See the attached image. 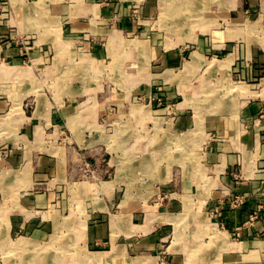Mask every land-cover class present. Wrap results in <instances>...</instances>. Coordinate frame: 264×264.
Returning a JSON list of instances; mask_svg holds the SVG:
<instances>
[{
	"label": "crops",
	"instance_id": "0c3cea01",
	"mask_svg": "<svg viewBox=\"0 0 264 264\" xmlns=\"http://www.w3.org/2000/svg\"><path fill=\"white\" fill-rule=\"evenodd\" d=\"M20 1L23 0H7L0 10V37L10 39L0 44V75L4 81L13 78L25 82V79L41 78V73L14 78L10 76L9 68L3 66L6 60H14L15 64L26 61L21 50L31 42L26 37L30 30H38L40 25L50 28V22L58 20L66 34L63 40L67 46L71 42H81L83 48L88 49L93 40L99 43L107 40L108 44L112 37L122 38L125 29L130 27L131 30L125 33L133 34L141 23L132 11L149 7L147 3L142 5V2L131 0H77L76 5L71 2L75 0H63L61 4L39 8L44 7L45 0H41L34 2L32 9L17 7L15 4ZM51 1L47 0L48 3ZM248 1L249 4L246 0L234 4L232 0H224L223 8L218 12L223 15L220 18L223 25L218 27L211 25L214 14L208 12L207 20L212 23L207 24V29L190 32L193 50L189 56H186L184 43L176 48L163 45L156 49L157 55L162 57L160 66L153 65L151 60L146 69L135 66L132 70L136 79H141L139 74L143 76L147 71L148 85L158 84L164 88L172 85L178 92L182 89L185 92L186 88L191 91L189 87L193 84L186 81L188 72L202 75L204 71L201 69L207 68V63L200 60L202 57L225 54L224 60L208 64L211 75L207 73L206 76H210L216 86L207 92L205 86L196 94H202L201 98L195 99L202 102L197 106V114L192 116L190 110H185L177 119L180 128L200 126L198 145L200 142L203 145L200 169L177 175L169 170L170 164L166 161L162 167L165 171L163 178L159 170L161 166L155 162L158 151L162 150L158 145L127 150H108L106 144L95 146L98 139H107L105 134L108 133L102 130V123L109 116L108 108L114 104L106 98L94 101L100 93L98 91L108 89L112 82L107 76L109 71L103 68L85 64L81 67L67 54L64 60L51 61L61 71H51L50 77L60 78L59 85L63 86L60 97L52 94V105L42 106L33 100L29 106L26 101L22 102L31 93L24 91L25 96L19 95L16 100L4 90L0 95V123L14 131H6L0 137V220L3 217V222L10 225L14 233H21L19 237L32 244L49 242L58 231L59 237H81L82 246L92 247L96 241L103 249L96 251V256L106 260L125 257L122 264H136L140 258V262L143 258L147 260L141 264H149L147 262L152 259L158 261L161 257L156 253L166 240L164 235L170 231L180 234L167 246L172 255L164 264H218L222 255L226 260L229 254L237 255L230 257L236 262L248 259L251 264H258L264 256L261 252L264 251V0ZM187 4L193 5L195 1L177 0L176 7ZM187 10L186 13L194 14L196 9ZM200 11L205 12L204 8ZM24 18L26 22H22ZM46 35L51 42L54 41L50 38V30ZM32 38L33 43H40L36 35ZM51 42H42L40 46ZM99 43L94 52L89 53L95 65L112 58L108 46L104 49ZM112 47L117 49V43ZM127 52L125 57H129L128 60L141 61L135 45ZM45 55L49 61L57 60L51 56V49ZM174 56H180L176 65ZM171 65L176 68L170 69ZM158 70L163 74L162 81L154 80L153 71ZM174 70L182 75L170 81L169 75L164 73ZM143 80H138L137 84L146 82ZM220 86H226L227 91L223 93L224 88ZM14 101L15 110L12 108ZM184 103L185 107L191 108L187 97L180 101L178 108L184 107ZM115 106L117 111H122L118 101ZM8 118L12 120L11 125L6 123ZM98 126L101 127V136L95 132ZM149 164L154 174L146 170ZM138 171H142L140 177L136 176ZM2 181L8 184L5 190ZM133 184H168L169 192L176 197L170 196L162 206L157 199L146 200L131 195L130 186ZM237 193L247 199L244 205L235 209L228 198ZM5 194L7 202L3 200ZM185 195L191 196L193 202H181L179 198L183 199ZM219 200L224 203L218 215L222 217V224L231 230L249 228L229 245L221 235H210L217 224L211 222L208 209ZM3 210H6L5 216H2ZM255 210L259 217L250 225L247 223L248 213ZM184 230L186 233L182 235ZM7 232L8 229L5 234ZM3 239L1 233L0 240ZM56 252L55 248L40 250L51 262L57 260L53 257ZM57 262L69 263L67 259L59 258Z\"/></svg>",
	"mask_w": 264,
	"mask_h": 264
},
{
	"label": "rangeland",
	"instance_id": "374dc122",
	"mask_svg": "<svg viewBox=\"0 0 264 264\" xmlns=\"http://www.w3.org/2000/svg\"><path fill=\"white\" fill-rule=\"evenodd\" d=\"M7 0L0 2V10L3 9V5L5 4ZM36 1L41 0H23L19 3L15 4L17 7L21 8H32L33 3ZM103 2L109 1V0H102ZM115 2H123V0H112ZM135 2H142L143 4H148L149 7L144 8H135L132 11V14L134 15L135 19L140 21L141 24L137 26V31L133 34H127L125 32L130 31L131 27L129 29H125V32L122 36V38L117 37L118 39H115L112 37L111 40H109L108 44H106V41L103 42H96L95 40L91 41L89 43L88 49H84L81 42L79 43H70L71 45L67 46L64 42V36L66 35L64 30L61 29L60 23L58 20H54L50 23L52 25L49 27H43L42 25L39 26L38 30L29 31L27 39H30V43H27L26 47L22 49L21 54L24 55L25 62L20 64H15L16 61L14 60H6V64L3 66L8 67L10 71V76L17 78V75H35V73H41V78H35V79H25V82H21V79H13L4 81L2 80V76L0 75V95L2 96L5 92H7L12 98L19 100L20 96H25L24 91H26L28 94L31 93V96L28 98H25V100L22 102L23 104L27 103V105H31L33 100L37 101L38 104H42V106L45 104H51L52 105V98L53 95L55 97H60L59 93L61 88L58 80H61L60 78L50 77V72H60L61 68L56 67L55 61H60V59H65L64 56L70 55L73 58H75L76 63L80 65L81 67L85 64L87 67L94 66L98 68H103L106 72L109 71L107 76H109L112 80L111 85L108 87V89L98 91L100 93L97 94V97H95V100L106 98L107 100H112L111 103L114 102L116 105V102H119V109L122 107V111H117L116 106L113 104L111 107L108 108L109 116L104 123H102V130H105L108 134H105V140L98 139L95 141V146L106 144L108 150H127V149H145V148H152L153 145H158L159 148H162L161 151H158V157L156 158L155 162L156 164H159L161 166L160 174L161 177L165 176V171L163 172L162 167L166 161H169L170 168L169 170L172 173H176L177 175L182 172H189V170H197L200 169V159H201V153L203 145L200 142V145H198L199 133L201 135V132H199L198 125H194L189 128H180L179 123H177V119L180 117V113H183L186 111H191L192 116L197 114V106L202 105L201 101L195 100L196 97L201 98V93L196 95L203 87L206 86V90H209L210 88L216 86V84H213L211 82V78H207L209 75H211L209 69L211 68L208 66L209 63L212 64V61H218V60H224L226 57L223 52L221 53H215L207 55L208 58L202 57L203 61H205L207 64V68L203 67L201 70L204 71L197 74L188 72V77H186V81L192 82L193 86L189 87L191 91L188 90V88L182 89L183 91L178 92V89L172 88V85L170 88H167V86L162 85H148L147 84V75L145 73H148L147 71L143 73V76L139 74V78L133 75V68L136 66L138 69L142 67V69H146L149 64H151V60L153 61V65L160 66L161 63V56L157 55V50L160 49L163 45L164 47L169 46L172 48H176L178 44L184 43L186 45V56H189L193 50L192 41L193 38L190 37L192 31H205L207 29V24L214 26H221L223 25V20L220 21V18H223V15L219 14L218 12H221L223 8V1L224 0H193L195 1V4L190 5L187 4L185 7L182 5L177 6V0H131ZM53 2V3H52ZM63 0H53L50 3L45 0L44 7L39 8H46L49 7L52 4H61ZM74 5H76L77 0L71 1ZM237 4L238 0H232V3ZM248 3L249 1L246 0ZM69 4V3H68ZM180 4V2H179ZM197 4V8H194ZM246 4V3H245ZM249 4V3H248ZM151 6V7H150ZM199 7V9H198ZM196 9L194 11V14L191 12L188 14L186 13L187 9ZM200 8H204L205 12L200 11ZM186 9V10H185ZM179 10V12H177ZM188 11V10H187ZM214 14L211 16V19H214L212 22H208L206 15L208 12ZM182 12V13H181ZM185 12V13H184ZM164 13V14H163ZM169 13V14H168ZM182 14V15H181ZM169 15V16H168ZM172 17V18H171ZM165 19V20H164ZM26 18L23 19L22 22H26ZM62 24V23H61ZM206 24V26H204ZM31 29V28H29ZM50 30V38H54V41H50L49 36H47V32ZM191 32V33H190ZM1 34V33H0ZM65 34V35H64ZM178 34V35H177ZM9 35V34H8ZM37 36L39 39V44L33 43L34 36ZM138 36V37H136ZM176 36H179L180 38H176ZM136 37V38H135ZM114 39V40H113ZM125 39V40H124ZM133 39H136L134 41ZM21 40V39H20ZM75 40V39H73ZM113 40V41H112ZM141 42H138L140 41ZM9 37H0V44L9 42ZM42 42H51L44 43L46 45H41ZM117 43V49L111 48L112 45ZM99 43L102 45V48L106 49L108 46V52L109 56L112 58H108L107 61H104L103 64L95 65L94 60L90 59L89 53L94 52L95 45ZM139 43V44H138ZM49 44V45H48ZM106 44V45H105ZM123 44V45H122ZM162 44V45H161ZM122 45V46H120ZM135 47L140 51V56L142 59L138 63H135L134 60H128L129 57H125L127 55V51L131 49V47ZM52 46L51 48H49ZM150 47L152 50V55H150ZM49 49H51V56L57 57L49 61L47 59V55H45L46 52H49ZM114 53H113V52ZM147 52V53H146ZM149 52V53H148ZM118 53L121 55L118 56ZM145 55V56H144ZM145 57V58H144ZM153 57V58H152ZM180 57V56H179ZM179 57H175V64H177V61ZM116 58V60H115ZM148 59V60H147ZM181 59V58H180ZM54 60V61H53ZM148 62H146V61ZM14 61V62H12ZM43 63H41V62ZM52 61V62H51ZM0 62L2 60L0 59ZM159 62V63H158ZM215 63V62H214ZM142 64V65H141ZM1 66V65H0ZM79 66V67H80ZM173 70L172 65L169 67ZM117 70H120L117 71ZM114 71V72H113ZM141 72V70H138ZM54 72V73H55ZM117 72L119 75H117ZM31 73V74H29ZM114 74V75H113ZM153 74L155 76L154 80H160L162 81L163 74H161V71H153ZM165 75H169L170 81H173L177 78H179L182 73L178 71H169V73H164ZM137 75V74H136ZM217 75V74H215ZM138 76V75H137ZM183 77V76H182ZM132 78V80H130ZM136 79L135 80H133ZM146 82H144V80ZM21 80V81H20ZM138 80H143L144 83L137 84ZM110 81V80H109ZM135 81V82H134ZM133 82V83H132ZM188 82V83H190ZM158 83V82H156ZM198 83V84H197ZM220 88H224L223 93L227 91L226 86H220ZM7 90V91H6ZM223 90V89H222ZM207 92V91H206ZM205 92V93H206ZM51 93V94H50ZM43 94L44 96H42ZM53 94V95H52ZM173 94V95H171ZM62 95V94H61ZM101 95V96H100ZM176 97H172L175 96ZM180 97V99H179ZM187 97V103L189 106H191L190 109L188 107H181L178 108V104L181 100H185ZM190 97V98H189ZM170 98H173L174 100H171ZM28 101H27V100ZM31 99V100H30ZM15 100V101H16ZM13 102V110L14 104ZM34 101V104L36 103ZM196 101H199L196 103ZM83 102V101H82ZM123 104V105H122ZM29 105V106H30ZM18 107V106H17ZM97 110V108L95 109ZM99 110V109H98ZM118 113V114H117ZM100 116V113H99ZM100 117H98L99 119ZM104 118V117H103ZM12 119V116H11ZM8 118V121L6 122L8 125L12 124V120ZM99 123L100 119H99ZM2 123H0V137L4 134H6V131H14L11 128H7L4 126H1ZM5 125V124H4ZM7 125V126H8ZM6 126V125H5ZM100 126H98V130L95 129V132H102L100 130ZM99 133V134H100ZM168 134V135H167ZM102 134H100L101 136ZM167 135V136H166ZM68 140V139H67ZM66 142V143H65ZM64 143L68 145V141H65ZM104 142V143H103ZM169 145V146H168ZM100 147V146H99ZM168 147H171L170 150H167ZM167 150V151H166ZM63 153H65V150H63ZM136 164H139L138 161L135 162ZM149 172L154 174V170L152 169L151 165L149 164ZM139 170V169H136ZM145 170V171H146ZM167 171V169H164ZM142 171H138L136 173V176H141ZM237 174V172H236ZM235 174V175H236ZM3 178V176H2ZM2 186H4V190L8 188V184L1 182ZM168 184H164L161 186L160 184L152 185L148 184L146 186H139L137 184H133L130 186V194L135 197H144L143 199H157L159 204H162V206H165V202L169 200V197H176L175 194L171 195L172 192H169ZM3 195V194H2ZM7 194L4 195V201L7 202ZM183 199L179 198L182 201L185 202H193V199L191 196H183ZM246 199L244 196L240 195L239 193L231 195L228 200L232 207L237 209L238 207L245 204ZM2 200V199H1ZM211 200V199H210ZM219 200L215 205L213 204L211 206V209H208V216L210 217L211 222L216 223L214 232L207 233L211 236L213 235H221L224 239L227 245L230 244V242H234L241 238L243 235V232L249 228H243L238 227L233 230L229 229L225 224H222L223 220L222 217L218 216L220 212L222 202ZM182 203V204H185ZM2 216L6 215V210H3ZM258 211L255 210L254 212L248 213V219L247 223H250V225L258 218ZM0 235L2 233V237H4L3 240H0V264H60L55 263L58 258L59 259H67L69 261L68 264H122L124 263L125 257L118 256L117 258L113 260H106L101 257L96 256V251L103 250L101 247L102 245L98 244V242L92 247H87L83 245L82 238L81 237H59V231L57 234H55L49 242H40L32 244L30 241H27L25 239L18 240L17 238H20L22 234H16L10 229V225H6L3 222V217H1L0 220ZM221 227V229H220ZM8 229L7 234H5L6 230ZM219 229V230H218ZM81 230V229H79ZM186 231H182L181 234L184 235ZM177 232L172 233L170 231L169 233H166L164 238L165 241L162 242V248L159 252L156 253V255L159 256L160 259L158 261L156 259H152V261L149 260V264H164V261L166 262L167 257L169 255H172L170 252L172 251L171 248H167V246L175 239L177 236ZM180 234V233H179ZM138 237V236H136ZM140 239V238H139ZM8 240V242H7ZM172 240V241H171ZM27 241V242H26ZM18 243H27L22 246H19ZM30 242V243H29ZM101 241H99L100 243ZM109 242V239L107 240ZM13 243V244H12ZM229 243V244H228ZM109 243L106 245L108 246ZM18 246V247H17ZM43 246V247H42ZM42 247V248H41ZM59 247V248H58ZM56 249V253L53 255V257H56L57 260L55 262H51L45 257H43V252L40 253V249ZM26 249V250H25ZM105 249V247H104ZM264 249V248H263ZM39 250V251H38ZM170 251V252H168ZM262 254H264V251H261ZM32 254V256L30 255ZM36 255V256H35ZM228 258L224 260L222 255V260L218 262V264H226V261L228 260V264H251L252 262L248 261V259L241 260L240 262H236L235 260H232L230 257H235L237 255L229 254L227 255ZM94 257V258H93ZM97 258V259H96ZM230 258V259H229ZM46 259V261H45ZM117 259V260H116ZM141 259V258H140ZM140 259L137 260L136 264H141L145 261H147L143 258V261L140 262ZM116 260V261H115ZM33 261V262H32ZM98 261V262H97ZM102 261V262H101ZM104 261V262H103ZM111 261V262H110ZM185 264H189V262H185ZM194 264H206V263H198L195 262ZM257 264V263H256ZM258 264H264V256L260 259Z\"/></svg>",
	"mask_w": 264,
	"mask_h": 264
},
{
	"label": "bare ground",
	"instance_id": "6f19581e",
	"mask_svg": "<svg viewBox=\"0 0 264 264\" xmlns=\"http://www.w3.org/2000/svg\"><path fill=\"white\" fill-rule=\"evenodd\" d=\"M73 4V3H72ZM77 6H78V4H77ZM36 11V10H35ZM188 11H190V10H188ZM185 13V12H184ZM164 14V13H163ZM169 14V13H168ZM169 16V15H168ZM172 18V17H171ZM165 20V19H164ZM112 39V38H111ZM114 40V39H113ZM112 40V41H113ZM125 40V39H124ZM115 43V42H114ZM139 44V43H138ZM123 45V44H122ZM122 45H120V46H122ZM111 48H113V47H111ZM116 50V49H115ZM113 52V51H112ZM114 53V52H113ZM120 54V53H119ZM145 56V55H144ZM145 58V57H144ZM153 58V57H152ZM115 60H116V58H115ZM148 60V59H147ZM200 60H203V58L202 59H200ZM146 61V60H145ZM142 65V64H141ZM226 65H228V64H226ZM144 68H145V66H144ZM224 68V67H223ZM222 69V68H221ZM228 71V70H227ZM114 72V71H113ZM229 88V87H228ZM242 90V89H241ZM234 93V92H233ZM237 93V92H236ZM235 94V93H234ZM238 94V93H237ZM218 95V94H217ZM235 96V95H234ZM197 99V98H196ZM199 107V106H198ZM214 108V107H213ZM233 108V107H232ZM198 109V108H197ZM215 109V108H214ZM200 115V114H199ZM200 118V117H199ZM73 120V119H72ZM67 219V218H66ZM75 222V221H74ZM178 222V221H177ZM7 223V222H6ZM70 223V222H69ZM8 224V223H7ZM73 224V223H72ZM178 225H179V223H178ZM180 225H182V223L180 224ZM69 226V225H68ZM183 226H184V224H183ZM182 226V227H183ZM180 229V228H179ZM178 236H179V233H178ZM21 239V238H20ZM26 239V238H25ZM7 242H8V240H7ZM27 242V241H26ZM18 243V242H17ZM13 244V243H12ZM22 244L24 245V247H25V244H27V243H24V242H22V243H18V245L19 246H22ZM18 247V246H17ZM23 247V246H22ZM43 247V246H42ZM41 247V248H42ZM26 250V249H25ZM40 250H43V249H40ZM39 251V250H38ZM94 258V257H93ZM33 262V261H32ZM98 262V261H97ZM102 262V261H101ZM104 262V261H103Z\"/></svg>",
	"mask_w": 264,
	"mask_h": 264
},
{
	"label": "built area",
	"instance_id": "2783aa9c",
	"mask_svg": "<svg viewBox=\"0 0 264 264\" xmlns=\"http://www.w3.org/2000/svg\"><path fill=\"white\" fill-rule=\"evenodd\" d=\"M1 1H4V0H0V2H1ZM0 6H1V5H0Z\"/></svg>",
	"mask_w": 264,
	"mask_h": 264
}]
</instances>
